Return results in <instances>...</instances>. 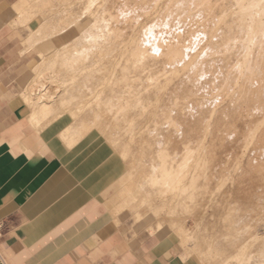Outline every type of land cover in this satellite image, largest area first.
Masks as SVG:
<instances>
[{
  "label": "rangeland",
  "instance_id": "rangeland-1",
  "mask_svg": "<svg viewBox=\"0 0 264 264\" xmlns=\"http://www.w3.org/2000/svg\"><path fill=\"white\" fill-rule=\"evenodd\" d=\"M146 1L20 0L21 15L36 18L41 23L34 34L33 48L37 56L33 80L27 84L26 92L33 93V103L37 104L38 114L43 118L69 110L77 121L100 129L121 151L128 170L115 196L119 211L130 213L135 223L136 215L141 212L146 217L142 221L146 219L149 228L158 222L159 227L177 231L184 239L183 244L205 264H264L263 181H251L254 171L247 163L252 152L245 155V145L237 143L238 138L247 133L244 131L248 128L246 121H251L253 115H247L244 120V114L235 113L238 105L231 101L237 102L221 95L218 81L212 89L206 86L196 92H199L196 96L200 104H193L192 96L181 91L176 97L171 93L169 98L164 87L161 88L163 85L173 92L176 86H184L187 79L194 81L207 74L209 78L212 72L218 71L222 60L204 46L198 51L202 64L197 68L195 60L190 61L193 51L182 50L187 64L180 70L187 71V75H182V80L176 79L170 59L176 57L179 47L194 49L201 42L197 37L179 32L182 27L186 29L190 21L184 24L186 26L178 22L177 1L168 5L156 0ZM155 7L162 13L157 18L156 15L147 18ZM139 18L143 25L148 23L151 28L131 40L128 34ZM204 18L193 22L196 24L201 19L205 22ZM195 24L192 23L195 27L202 25ZM191 85L189 82V87ZM46 93L55 97H42L39 101L40 95ZM196 96L194 93L195 99ZM45 104L48 107L44 108ZM192 104L195 108L192 116L203 114L197 120L198 130L192 135L194 158L190 173L189 164H185L183 151L186 149L173 147L165 134L168 121L177 113L175 108L180 106L188 112L186 107ZM223 104L229 107L225 106L224 111L230 113L227 111L224 116L222 109L220 117L214 113L210 118L207 112ZM236 110L239 111V107ZM229 117L233 125L236 123L237 130L242 125L239 122L244 121L239 136L238 131L236 133L237 141L233 129H228L234 128ZM190 118L185 120L191 121ZM164 144L172 146L167 150ZM177 149L182 152L174 159L175 168L170 170L176 180L173 186L164 185L163 179L168 173L162 170L163 159L169 153L168 158H171ZM165 150L169 153L164 154ZM170 158L166 160L169 161L167 171ZM163 172L167 173L164 177ZM189 173L195 177H179ZM174 219L178 220L174 222ZM177 221L182 228L173 225Z\"/></svg>",
  "mask_w": 264,
  "mask_h": 264
},
{
  "label": "crops",
  "instance_id": "crops-1",
  "mask_svg": "<svg viewBox=\"0 0 264 264\" xmlns=\"http://www.w3.org/2000/svg\"><path fill=\"white\" fill-rule=\"evenodd\" d=\"M19 2L0 0V264H205L177 231L119 211L127 161L100 129L35 113L41 23Z\"/></svg>",
  "mask_w": 264,
  "mask_h": 264
},
{
  "label": "bare ground",
  "instance_id": "bare-ground-1",
  "mask_svg": "<svg viewBox=\"0 0 264 264\" xmlns=\"http://www.w3.org/2000/svg\"><path fill=\"white\" fill-rule=\"evenodd\" d=\"M156 1L165 3L166 5L170 4L172 1H177L178 2L177 7H178V11H179L178 12V22H180V25L183 24L182 26H186L184 24H187L186 22H189V21L190 22L192 21V23L195 24L194 22H195V20H198V18L199 19L204 18V17L206 18V16H209V19H207L208 17L206 19L204 18L205 22H202L201 21L202 19L200 20L201 22L196 21V24H198V23L202 24L198 27L196 24H195L196 27L193 26L192 23L190 24V22H189V26L191 25L192 27L186 26V29H185L184 27L181 26L182 27L181 29L182 30L184 29V30L183 31L181 30L179 32H181L185 35L188 34L190 36L192 35L193 37H197L199 39V41L201 42V44L199 45V47H196L194 49H192L190 46H187L185 48L183 47V49L181 47H179L177 50L178 54L175 55L176 57H172L174 59H170V62H171L172 67H173L172 68L173 69L172 74L175 76L176 79L182 80V78H181L182 75L183 76L187 75V74H185L187 71H185L184 69L180 70V67L185 66L187 64L186 60H185L187 56L181 55L182 50L185 51L186 53H187V50L193 51V53L190 56V58H191L190 61L195 60V62H196L195 65L197 68H200L201 64H202V61H201L202 59H201V57L199 59L200 55H199L198 51L201 48L203 49L204 46L208 47V49L211 53H213V54L215 53L222 60V64L218 68V71L216 73L212 72L211 73L212 76L209 78L207 77L208 76V74H207V75H204L205 77L202 75H200L199 77H196L194 81H192L191 79H187V81L184 80V81H186V84L182 87L176 86L174 88L173 92H172V90L169 89V87H167L166 84L163 85L161 88L164 87L163 89L165 91H167L169 98H170L171 93H172L173 97H176V95H175L176 93H178L180 91L186 92L187 96H190V97L192 96L191 99L194 100L192 102H193V104H195L199 100V97L196 96L199 94V92L198 93H196V92L200 88L201 89L206 88V86L209 87L206 89H212L214 86H217V84L214 85L215 81H218L217 83L223 92V94L221 93V95L222 96L224 95L225 97L229 96V98L231 100H235L237 102V103H235V102L231 101L232 104L234 103V104L238 105V107H239V111H237L236 109H238V107L233 106V107H237L236 109H234L235 113L239 112L238 114H244L246 116L245 117L243 115L245 118L244 120L247 119V115H249V114L253 115V119H251V121H249V120H248L249 122L246 121L248 123V124H246L248 128L247 129L245 127H244L245 129L243 128L244 131L247 130V131H245L247 133H245L243 131V133H245V134L242 135V133H241L240 136L242 135L243 137L240 139L238 138V141H237V136H239V131L241 132V130H239V129H241V127H243L244 121L239 122V123H242V125L237 130L236 123L233 125V119H232V117H229V119H232V120H230V123L234 126V128L231 127L228 129H233L232 134H235V137H236L235 141H237V143L242 142L241 145H243V147L245 145V147L243 149L245 155L248 154V156H249V153L252 152V156L248 157V163H247V167L249 165L251 170L253 169L252 171L255 172V173L253 172L252 176L250 175L251 177H253L251 181H263L262 184L264 186V0H156ZM152 2H153V0H152ZM146 3H147V1H146ZM153 6H152V8H153ZM157 7H155L153 9L154 13H151V14L148 13L147 18L148 17L150 18V16H153V15H156V18H157V15L162 13L161 9L159 11L157 10L158 9ZM152 8H151V10H152ZM146 11H147V8H146ZM110 16H111V14H110ZM140 18L142 19V17H140ZM140 18L138 20L137 25L135 27H133V30L131 31L132 33L128 34L130 36L131 40L134 39L135 37L139 36V34L142 31L149 30L151 28V25H148V23L143 25L141 23L142 20ZM153 19H154V17H153ZM151 20H152V18H151ZM187 27H189V28L187 29ZM203 77L205 80L203 79L204 81L202 82L201 79ZM189 82L192 83L191 87H189ZM207 84H209V85H207ZM194 93H195V96L198 98H196V99L194 98ZM47 96L52 97V98L55 97V95L53 96L52 93H50L49 95L46 93L44 95H40L39 101H41L42 97L44 98ZM164 96H165V94H164ZM217 97H215V99H218ZM26 98L29 101H31L30 100L31 94L29 93L26 96ZM200 98H201V96H200ZM33 101H34V98H33ZM172 102L174 103V100H172ZM229 102H230V100H229ZM40 103H43V102H40ZM164 103H165V101H164ZM200 103H197V104H200ZM231 103H229V104H231ZM193 104H192V106L190 105L191 107L189 105H188V107H186L187 105L184 106V107H186V110L188 112H184V109H182L183 107H180V106H178L179 109L175 108V110H177V113L175 115V118L172 117L171 120L168 121V123L166 125V132L167 133L165 134L168 137L167 141L174 144L173 147L182 146V147H184L183 149H186V151H183V152L186 154V160H185L186 163L185 164H186V166L189 164V166H187V168H188L187 171H189L190 173H191V168H190L191 163H192L193 158H194V155L192 154L193 147L191 146L193 144L192 142L194 139V137L192 135H194V133L198 130L197 120H198L199 116H201L203 114L202 112H201V115L198 113V112H200V110L197 107V109L199 110V111L197 110L198 111L197 114H199V115H195L193 113L195 116L194 115L192 116L191 112L193 110H195ZM197 104H195V105H197ZM232 104H231V106H232ZM225 106H227V104L226 105L223 104L222 107H220L219 109L218 108L214 109L215 107L213 106L214 108L212 111H208V112L205 111V112L210 113V118H212L211 116L214 113H216L219 116V114L222 112V109H223L224 116H225V113L228 111V110L226 112L224 111ZM45 107H48V105L45 104L44 108ZM203 107H205V105ZM243 108H245V109H243ZM69 109L72 110L73 108L71 109V107H70ZM205 109H206V107H205ZM207 110H209V109H207ZM229 110H231V109H229ZM240 110L243 113L242 112L240 113ZM68 112H69V110H68ZM72 112H73V110H72ZM234 112H232V113H234ZM35 113H38V109L35 111ZM61 114H62V112H61ZM238 114H235V115L238 116ZM181 115L182 116L185 115V118L189 119V120L191 119L190 117H192L191 121H193V122L191 123V121L185 120V118L182 117ZM235 118L237 120V117H235ZM34 119L36 120V122L38 124V122L40 121L39 118L34 116ZM224 120H226V119H224ZM241 120H243V119H241ZM237 121H239V120H237ZM226 124H228L227 126L229 127V123H226ZM226 124H225V126H226ZM238 126H240V125H238ZM230 131L228 134H231L232 131L231 132ZM237 131H238V135L236 136ZM161 142L163 143L164 140ZM172 144H170V145L172 146ZM170 145L169 146L165 145V146H167L165 148L166 149L170 148L171 147ZM187 148L189 151L187 150ZM167 150H165L164 154L169 153V152L167 153ZM181 152L182 151L177 149L175 151V153L173 152L174 155L171 156V158L169 157L170 161H171L170 162L171 165L169 166L170 169L168 170L169 172L167 171V168H166L167 163L169 161L167 162L166 160L169 159L168 156H170L171 153H169L168 156L166 155V157H165L166 159H163V161L165 160L164 161L165 166H163L164 169H162V170L165 171V169H166V172L168 173V175H167L166 172H163V175H162L163 177L165 175H167L163 179V181H166L164 185H169V186L172 185L173 186V181L176 180V177H175V175L171 174L170 170L175 168V166H174L175 160L174 159L178 158V156ZM253 154H254V156H253ZM164 162H161V164L162 163L164 164ZM190 173L189 174H183V175L180 174L181 176L179 175V177L183 178V179H187L189 177L194 178L195 176L194 175L190 176ZM163 177H161V178H163ZM154 178H157V176H155ZM173 189H174V187H173ZM172 192H173V190H172ZM168 194H169V190H168ZM180 219L181 218H179V220ZM175 220H178V219H174V222H175ZM178 222L179 221H177L173 225H176V226H179L180 228H182L183 225L182 224L180 225ZM184 237L188 238L187 235H184Z\"/></svg>",
  "mask_w": 264,
  "mask_h": 264
},
{
  "label": "built area",
  "instance_id": "built-area-1",
  "mask_svg": "<svg viewBox=\"0 0 264 264\" xmlns=\"http://www.w3.org/2000/svg\"><path fill=\"white\" fill-rule=\"evenodd\" d=\"M1 229H2V224H0V231H1Z\"/></svg>",
  "mask_w": 264,
  "mask_h": 264
}]
</instances>
